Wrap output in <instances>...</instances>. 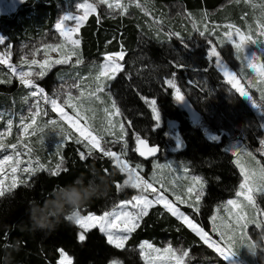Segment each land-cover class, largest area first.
Segmentation results:
<instances>
[{
	"label": "rangeland",
	"instance_id": "obj_1",
	"mask_svg": "<svg viewBox=\"0 0 264 264\" xmlns=\"http://www.w3.org/2000/svg\"><path fill=\"white\" fill-rule=\"evenodd\" d=\"M25 1L26 0H0V17L15 13ZM63 1L64 2L58 4V14L55 19V25L51 30L42 29L40 33L33 36L32 34L25 33L23 36L13 41L5 31L0 29V37L5 40V44H0V57L5 60V63H0V84H14L16 88H19L12 103L7 101L0 103V142L9 146L13 144L16 145L15 149L11 147L0 149V160H3L5 156H13L15 159L16 152H19V158L24 161V163L19 165L20 170L17 171L16 176L19 180L26 181L29 176L33 175H29L22 171L23 168L28 167L29 161L33 166L37 167L38 165L36 162L38 161L39 164L44 165L43 169H48L50 167L48 164L49 157L57 154L66 141L72 140L77 143V139H82L80 133L70 123V121H75L86 131L91 129L93 135L102 136L103 142L109 141L118 144L120 147V149H118L120 160L127 162L129 167L135 168L136 172L145 181L152 184L157 192H163L167 199L173 202L181 212L192 218L193 214L197 213L193 211V208L188 207L187 203H181L180 200H177V197H180V199L184 201L193 202L194 194H189L188 192V189L192 187L193 183L191 178L193 176L202 177L193 174L184 161L178 160L174 156L167 155L168 153H174L184 148V144L180 140L179 131H177V123L174 119L162 120L158 112V120L154 121L156 127L161 128L165 124L167 127L166 139L170 141H168V147L164 149V154L161 156L159 154L143 156L142 161H136L134 165L129 162V151L127 149V145L129 144V132L127 125L122 120L120 110L119 115L115 114L116 109H119V107L110 90V84L115 78L106 81L107 86L104 92H96L98 84L104 81L103 77L100 78V81L97 80L100 74V65L105 62L104 57L99 62L82 61L78 49L79 47L75 49V54H72L73 50L71 45L65 42L64 37L60 35V32L56 28V24L65 14L74 16L83 15V10L78 9L77 4L84 3L85 0H72L71 2L66 0ZM87 2L96 4V12L92 13L94 15L97 14L98 8H100L107 18L119 17L129 19L137 15L143 16L142 21L146 24L147 30L151 34L156 35L155 37H157L158 34L160 35L159 37L162 35L166 37L179 35L181 33L180 30H187L189 28L192 31L195 30V32H197V30L200 32L201 30L203 33L206 32L208 37L215 38L214 40H220L222 43L216 41L217 44L219 43L217 47L218 50L216 51L220 54L222 64L236 75L239 86L248 92L251 100L241 96L235 91L232 85L228 83L223 72L217 67L215 57L214 64L219 73V75H215L214 78L216 84H213L207 75L199 71L196 66L193 67L192 72L187 73L188 75L185 76V79H176V77L172 79L175 80L176 88L181 90V95H183L185 99H188L198 114V118L193 120L194 122L191 123V125L199 129L206 140L221 144L223 150L233 156V163L241 176L240 184L243 182L244 177L241 175L240 169L235 163L237 156L232 154L234 149L239 148L241 150L239 159L246 170L259 172L261 168H264V145L260 143V141L264 139V127L261 126L264 125V78L260 77L255 70L248 67V61L245 59V57L255 54L258 57L255 63L258 65L264 64V35L261 34L262 27H264V0H236L234 4L227 2L220 5L216 10L202 11L200 15L198 14L195 16L194 14H186L182 9L173 5H153V0H108V3L113 4V8L111 9L108 7L107 3L101 4L99 0H87ZM117 3L126 6V11L124 8L115 7ZM232 9H239V19L235 21H225L224 19L230 18L227 17L229 16L228 14L233 13L231 11ZM226 10L227 12H225ZM162 14H166L164 18L169 22L167 23L166 20L163 21L167 25V29L159 27V23L152 22V18L155 17V15H159L157 20L160 21V17L163 18ZM146 16L149 17L150 20H148ZM84 22L85 20L80 27ZM64 26L65 28H72L76 26V22L75 20H68L65 21ZM236 29H239L241 34L251 37V40L243 44V52L239 55L234 46L235 43L239 42ZM228 32L232 33L231 39L225 35ZM78 33L79 30L73 34L74 39H78ZM197 38L199 37L197 36ZM49 44L54 46L63 45L64 47L52 51L45 47V45ZM208 45H210V42ZM211 47L214 48V46ZM46 52L47 55H45ZM62 55L70 56L69 63L53 64L51 68L47 69L43 77L33 75L29 78L35 80L36 83L39 79H45L49 72H52V77L47 79L42 85L36 84L44 89V93L47 96L60 97L58 102L61 103L63 112L66 113L68 119H63L60 113L52 111L50 104H46L43 99H39L40 114L35 117V123H33L32 114L37 111L33 105L37 104L38 97L30 95V92L34 91V89L25 87L21 83L18 73L21 71L32 72L33 74L38 73L40 68L38 64L33 65L31 63L32 60H36L37 62H43L46 59L54 61L60 59ZM77 60L80 62L77 63ZM125 61H127L126 65L123 64ZM119 63L123 65V72V70L126 69L125 66L131 65L132 60L131 58L126 60L125 56H123V59L120 60ZM13 69L15 71H13ZM126 70L129 71V68ZM166 86L168 85L166 84ZM175 90L176 89L173 88L171 92L174 98ZM68 93L71 94L72 99L68 104H64L63 100L68 99ZM93 93H95V95H93ZM210 93L214 96V100H216V98H219V100L222 98L231 102V105H238L239 108L235 109L227 120H223L220 111L207 108L206 102L208 98L205 97V95L209 97ZM113 105H115V107H113ZM146 105L152 116L149 103L146 102ZM253 105H256V107ZM165 109L170 113L174 112L166 106ZM44 113H47V115ZM77 113H79V118ZM9 120L12 121L10 128L8 124ZM49 121H55L56 123L54 125L49 124ZM109 121H111V124ZM121 124L124 126L123 132H121L120 129ZM25 125H31V127L27 129V132H25ZM61 130H63V134L69 137L68 139H64ZM236 133H242L243 136L248 137L252 135V145H254V141L257 140L258 146L254 148V152L250 151L246 147V144L243 143V140H245L244 137H242L243 140L235 139ZM136 137V135L130 137L133 146H135L137 142ZM147 137L148 135H145L142 139L147 142L149 147L155 146L157 148L158 144L148 142ZM214 137L215 139H213ZM85 143H87V141L77 144H80L88 151V149L84 147ZM248 153H251V155L249 156ZM11 163L12 162L6 163L3 166L4 171L0 173V180L4 181L5 186L10 185L12 182ZM137 165H139V167H137ZM158 165H162L163 167H158ZM146 167H148V169ZM185 169H187V171H185ZM124 172L128 176V173L126 171ZM20 184L22 183L18 182L17 186ZM240 184L234 192L233 197L228 200H236L239 202L243 209L240 211V215L247 221L246 226L241 227L235 223L233 214L239 211V209L233 206L225 207L228 201L226 200L214 208L213 214L209 220V231L207 232L204 230L209 237H211V240L221 247H225L230 239L231 247L236 251L233 256L227 259L220 257L213 248L209 247L207 243L201 240V238L181 220L175 217L178 222L191 230L199 238L200 243L204 246L206 256H208L207 260H205L206 262H204V258H198L193 255L191 251L184 248L180 241L174 245L171 244L169 240H162L157 245L147 241L141 242L137 247L140 264H164V258L168 254L163 253L162 250L168 246H171L175 250L189 252V257L184 258L183 264H264V193L254 192L255 207H253L243 195L240 197L236 196V192L240 190ZM256 185L264 188V180L258 178ZM204 191L205 182L203 192ZM143 195L149 200H154L156 193L152 190H148L147 194ZM120 204L121 203L109 211V213L122 210L130 212L136 211L131 205H128L126 209H121L119 207ZM200 205L201 200L199 202V207ZM155 206L161 207L162 212L171 215L162 204H154L148 211ZM185 209L189 210L190 213H186ZM257 209L260 211L258 212ZM213 216L216 217L215 220L212 219ZM111 218L114 217H110V219ZM245 221H241V224H244ZM97 229L99 230V228ZM220 232H224L225 236L222 237ZM102 234L107 242V235L105 233ZM145 242L153 245V248L161 249L159 259H157L158 254L148 249L146 246L141 249V245ZM249 245L254 246V250H256L255 256L249 253ZM111 246L115 247L114 245ZM142 251L145 253L144 256L141 255ZM61 259L60 256L57 264H60ZM109 264H120V262L112 260ZM171 264H175L174 260L171 261Z\"/></svg>",
	"mask_w": 264,
	"mask_h": 264
},
{
	"label": "trees",
	"instance_id": "obj_2",
	"mask_svg": "<svg viewBox=\"0 0 264 264\" xmlns=\"http://www.w3.org/2000/svg\"><path fill=\"white\" fill-rule=\"evenodd\" d=\"M235 1L153 0L152 4L173 5L186 14L195 16L200 15L202 11L216 10L227 2L234 4ZM60 2L64 1L26 0L15 13L0 17V29L13 41L25 33L33 36L42 29L51 30L55 25ZM231 11L233 13L227 16L230 18L224 19L225 21L239 19V9ZM162 15L160 21L157 20L159 15H155L152 22L159 23V27L167 29V25L163 22L166 20L164 18L166 14ZM142 17L137 15L129 19L107 18L103 10L98 8L97 14L89 15L79 29L80 58L84 62H99L105 55L121 51L126 60L131 58V65L125 66L129 71L125 69L123 72H118L110 84L113 98L129 132L128 160L132 165L136 161H142L134 150L137 148V142L133 146L130 140L133 135L141 139L148 135V142L158 144L160 156L168 147L166 125L161 128L156 127L145 102L156 100L161 119L175 120L180 140L184 144L182 150L167 155L184 161L190 171L201 176L205 182L200 211L193 214L192 219L208 232L209 220L214 208L233 197L241 176L233 163V156L224 151L221 144L206 140L203 133L191 125L194 121L183 116L171 94L173 88L166 86L165 81L175 78L176 75L187 76V73L192 72L193 67L196 66L213 84H216L214 78L219 73L215 68L214 57L209 58V52L211 46L218 50L219 43L217 44L216 41L220 40L208 37L206 32L201 35V30L195 32L189 28L180 30L179 35L159 37L158 34L155 37L156 35L147 30ZM147 19L150 20L149 17ZM166 22L169 23L167 20ZM123 64L126 65L127 61ZM178 64L181 67H177ZM50 77L52 72L36 83L42 85ZM18 90L19 88L14 84H0V103L6 101L12 103ZM212 94L210 93L209 97L205 95L208 98L207 108L220 111L223 120H227L231 113L239 108L238 105H231V102L222 98L214 100ZM165 106L174 112L170 113ZM214 113L216 114L215 111ZM235 137L241 140L244 137L243 143L252 152L258 146L257 140L254 141V145L251 144L252 135L248 137L236 133ZM102 147L106 150H115L112 152L117 154L120 149L118 144L109 141L103 142ZM82 152L85 154L84 159L80 157ZM58 153L49 157L48 169L35 172L28 177L26 183L0 196V264H57L60 259V249L71 257L72 264H109L112 260H117L120 264L121 262L140 264L137 247L141 242L147 241L157 245L162 240H169L174 245L180 241L184 248L196 257L204 258L206 262L208 256L199 238L174 216L162 212L159 206L151 208L140 220L139 227L131 233L123 249L109 245L97 228L88 231L85 234V241L80 242L78 233L82 230L75 224L63 221L46 232H33L27 214L30 202L35 200L42 207L47 199L52 198L54 187L70 186L78 177L82 178L85 184L89 179L99 177L107 186V192L103 197L93 199L79 210L83 215L88 213L103 215L122 201H129L133 196L141 195L139 189L125 185L128 176L114 165V158L105 156L103 152L94 150L89 155L80 144L70 140L61 146ZM57 164L60 165V169L58 174L53 176L52 170H56ZM117 185L121 187L117 188ZM185 211L190 213L187 209Z\"/></svg>",
	"mask_w": 264,
	"mask_h": 264
},
{
	"label": "snow or ice",
	"instance_id": "obj_3",
	"mask_svg": "<svg viewBox=\"0 0 264 264\" xmlns=\"http://www.w3.org/2000/svg\"><path fill=\"white\" fill-rule=\"evenodd\" d=\"M99 3L101 4H108V7L111 9L113 8V4L108 3V0H99ZM139 6V5H137ZM117 8H124L126 11V6L121 5L117 3L115 5ZM78 9L83 10V15H71V14H65L59 22L56 24L57 30L60 32V35L64 37V40L67 44L71 45L72 47V54H75V49L79 47L80 40L74 39L73 34L78 32L80 25L84 20L88 18V16L92 13L96 12V4L94 3H88L87 0H85L84 3L77 4ZM123 14V13H121ZM68 20H75L76 26L72 28H65V21ZM232 27V26H229ZM201 35H204V33H200ZM261 34L264 35V27H262ZM226 36L231 39L232 33L228 32L225 34ZM236 35L239 37V42L235 43V48L237 50V54L243 52V44L246 41L251 40V37L245 36L240 33L239 29H236ZM0 44H5V40L0 37ZM46 49H50L52 51H56L58 48L62 49L63 45H45ZM187 47V46H185ZM47 55V52L45 53ZM124 53L123 51L115 54H107L104 56V63L100 65V74L97 77V80L100 81V78L103 77L104 81L100 82L98 84V87L96 89V92L102 93L105 91L106 88V81L112 80L115 78V74L122 71L123 65L119 63L120 60L123 59ZM215 57L216 58V65L220 70L223 72L224 77L227 79L228 83L232 85V87L235 89L236 92H238L241 96L247 97L249 100H251V97L248 95V92L239 86V82L237 81L236 75L231 72L226 66H224L220 60V54L216 51L215 48H212L209 52V58ZM248 61V67L255 70L258 75L262 78H264V64H257L255 61L258 59V57L253 54L250 56L245 57ZM70 56L62 55L60 59L57 60H49L46 59L43 62H37L36 60H32L31 63L33 65L38 64L40 71L38 73L33 74L32 72H19L18 76L21 80V83L30 89H34V91L30 92V95L33 97H38L37 104L33 105L34 108L37 109L35 113L32 114L33 116V123H35V117L40 114L39 110V99H43L46 104H50L52 111L60 113L61 117L63 119H68L66 113L63 112V108L61 106V103L58 101L60 100V97H50L47 96L44 93V89L40 88L36 83L35 80L30 79L29 77L36 75L39 77H43L47 71V69L51 68L53 64H65L69 63ZM80 61L77 60V63ZM0 63H5L4 58L0 57ZM177 67H181V65H177ZM13 71H15L13 69ZM165 83L172 88H175V100L177 102H182L184 100V96L181 95V90L179 88H176L175 80L169 79L165 81ZM75 86V85H73ZM95 95V93H93ZM72 99L71 94L68 93V99L63 100L64 104H68L69 101ZM149 103V107L152 111V118L154 121L158 120V110H157V101L151 100L146 101ZM256 107V105H253ZM115 107V105H113ZM107 111V109H106ZM47 115V113H44ZM119 115V109H116V113ZM77 116L79 118V113H77ZM55 121H49V124H55ZM73 127L76 128V130L80 133V137L82 139H77V143H82L83 141H87V143L84 144V147L88 149V154L90 155L93 150H99L103 152L105 156L115 158L117 161V166L120 168L122 172L126 171L128 173V179L125 180V185H130L133 188L139 189L141 191V195L139 196H133L132 200L129 201H122L119 207L121 209H126L128 205H131L133 209L136 211H127L122 210L115 213H109L105 212L103 215H95V214H88V215H79L78 218L75 220V224L81 229L78 233V240L80 242L85 241L86 239V233L90 231L93 228H99L100 232L105 233L107 235V243L110 245H114L116 248H123L125 245V242L128 241L131 233H133L138 227L140 220L148 214V209L152 207L154 204H162L163 207L171 213L172 216L176 217L178 220H181L189 229H191L197 236L201 238L205 243L208 244L209 247L213 248L215 252L222 258L227 259L235 254L236 251H234L231 247V240L229 239L228 244L225 247H221L219 244L211 240V237L204 231L202 227H200L197 223L194 222L192 218H190L188 215H185L183 212L180 211L178 207L175 206V204L167 199V197L163 194V192H157L156 189L153 188L152 184L145 181L137 172L135 168H131L128 166L127 162L120 160L117 153L112 152L111 150H106L102 147L103 137L98 135H93L92 130L88 129L87 131L84 128H81L75 121H70ZM111 124V121H109ZM9 128L11 127L12 121H8ZM264 127V125H261ZM31 127V125H25V132H27V129ZM121 132L124 130L123 124L120 126ZM63 134V130H61ZM64 139H68L69 137L66 134H63ZM215 139V137L213 138ZM137 145L138 147L135 149L141 156H151L157 153L156 147H149L147 142L143 139H141L139 136L136 137ZM261 145H264V139L260 141ZM6 147H11L12 149L16 148V145H5L3 142H0V149H4ZM30 151V150H29ZM241 150L239 148H236L233 150L232 154L234 156H237V160L235 163L237 164V167L240 169L241 175L244 177L243 182L240 184V190L236 192V196L240 197L241 195L244 196V198L248 201L249 204L253 205L255 207V200H254V192H262L264 193V188L257 186L256 181L259 178L260 180H264V168H261L259 172H253L246 170L245 166L242 165L239 159V153ZM59 154V153H57ZM250 156L251 153H248ZM20 153L16 152L15 159L13 156H5L3 160H0V173L4 171L3 166L8 163L12 162L11 167V173H12V182L10 185L5 186L4 181L0 180V196H3L5 192H10L13 188L17 186V183H26L24 180H19L16 176V173L19 169V165L24 163L20 158ZM81 159L85 158V154L82 152L80 154ZM37 166H33L32 163L29 161V165L26 168H23L22 171L25 173H28L29 175L34 174L35 172L41 170L44 168V165L39 164V162H36ZM139 167V165H137ZM158 167H163L162 165H158ZM60 169V165H56V170H52V175L55 176L58 174V170ZM187 171V169H185ZM192 187L188 189L189 194H194V201L188 202L181 200L180 197H177V200H180L181 203H187L188 207L193 208V211L196 213H199L200 207L199 202L201 198L204 195L203 188H204V182L202 178L193 176L192 178ZM120 185H117V188H120ZM148 190H152L154 193H156L154 200H149L146 196L143 195L144 192H147ZM227 206H233L239 211L233 214L235 223L237 225H240L241 227L246 226L247 221H245V218L240 215V211H242V207L236 200H228L225 207ZM231 211V209H230ZM259 212L260 210L257 209ZM110 217H114L111 218ZM213 220L216 219L215 216L212 218ZM241 221H245L244 224H241ZM215 227V225H214ZM220 235L222 237L225 236L224 232H220ZM147 247L148 249H151L153 252L157 253V259H159V253H161V249L153 248V245L148 244L145 242L141 245V249L144 247ZM249 250H254L253 245H249ZM163 253H167L168 255L164 258V264H171V261L174 260L175 264H183L184 258L189 257L188 251H180L175 250L171 246L165 247L163 250ZM60 256H61V262L60 264H72V259L70 256L67 255V253L64 252L63 249L59 250ZM141 255L144 256L145 253L142 251Z\"/></svg>",
	"mask_w": 264,
	"mask_h": 264
},
{
	"label": "clouds",
	"instance_id": "obj_4",
	"mask_svg": "<svg viewBox=\"0 0 264 264\" xmlns=\"http://www.w3.org/2000/svg\"><path fill=\"white\" fill-rule=\"evenodd\" d=\"M106 192V183L99 177L89 179L86 184L78 177L70 186L54 187L52 198L47 199L42 207L35 200L30 202L27 214L31 230L46 232L61 221L75 224L80 215L79 210L93 199L103 197ZM248 251L253 256L256 255V250Z\"/></svg>",
	"mask_w": 264,
	"mask_h": 264
},
{
	"label": "water",
	"instance_id": "obj_5",
	"mask_svg": "<svg viewBox=\"0 0 264 264\" xmlns=\"http://www.w3.org/2000/svg\"><path fill=\"white\" fill-rule=\"evenodd\" d=\"M183 102L187 105L188 104V102H187V100L184 98V100L182 101V102H178V103H182L183 104ZM181 104V105H182ZM188 107H189V109H188V111H189V116L191 117V119L190 120H196L197 118H198V114L190 107V105L188 104ZM136 147H138V145L136 146ZM155 147V146H154ZM137 152V151H136ZM156 154H158V147H157V153ZM156 154H154V155H156ZM137 155L142 159V157L143 156H141L140 154H139V152H137ZM114 165L115 166H117V161H116V159L114 158Z\"/></svg>",
	"mask_w": 264,
	"mask_h": 264
},
{
	"label": "flooded vegetation",
	"instance_id": "obj_6",
	"mask_svg": "<svg viewBox=\"0 0 264 264\" xmlns=\"http://www.w3.org/2000/svg\"><path fill=\"white\" fill-rule=\"evenodd\" d=\"M180 78H184L185 79V76H177L176 75V79H180ZM187 100V99H186ZM188 104L190 105V107L195 111V108L192 106V104L187 100ZM178 103V102H177ZM182 104V103H181ZM180 103H178L182 113H183V116H185L186 118H189L191 119V117L189 116V107H188V104L186 105L184 102L183 104L181 105ZM196 112V111H195ZM154 147V146H153Z\"/></svg>",
	"mask_w": 264,
	"mask_h": 264
}]
</instances>
